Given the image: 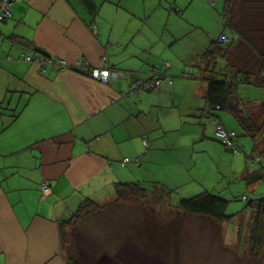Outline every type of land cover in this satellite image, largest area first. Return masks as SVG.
I'll list each match as a JSON object with an SVG mask.
<instances>
[{"label": "crops", "instance_id": "1", "mask_svg": "<svg viewBox=\"0 0 264 264\" xmlns=\"http://www.w3.org/2000/svg\"><path fill=\"white\" fill-rule=\"evenodd\" d=\"M193 5L211 11L204 0L12 4L9 19L0 22V264H68L62 224L84 201L108 204L116 183L145 184L155 178L152 168L170 165L168 145L158 141L164 134L158 102L129 86L146 79L150 67L164 71L165 63H172L164 71V79L173 76L162 82L161 97L183 95L174 92L175 85L183 86L189 93L187 113L205 107L203 54L217 39L194 42L192 32H179L177 19ZM212 5L216 12L224 8L223 0ZM34 48L91 68L105 56L122 75L104 84L55 64L42 72L20 59ZM250 56L256 70V57ZM194 68V78L181 76ZM258 90L247 108L264 104V90ZM218 122L236 132L227 116L219 113ZM124 158L129 162L121 166ZM43 182L49 184L44 199Z\"/></svg>", "mask_w": 264, "mask_h": 264}, {"label": "rangeland", "instance_id": "2", "mask_svg": "<svg viewBox=\"0 0 264 264\" xmlns=\"http://www.w3.org/2000/svg\"><path fill=\"white\" fill-rule=\"evenodd\" d=\"M240 2L237 0L234 9ZM253 2H256L253 6L257 9V1ZM208 6L211 11L196 5L188 8L181 19H177L181 24L179 32H192L189 39L194 42L218 39L221 31L228 35L222 8L216 12L214 5ZM160 18L161 15H157V20L161 21ZM168 26L171 27V24ZM172 65H164V71H170ZM164 71H161V84L173 76L169 74L164 79ZM183 71L195 75L196 69ZM162 86L148 95H151L153 103L158 102L159 111L156 114L162 121L159 125L164 128V134L158 141L168 145L165 154L169 157L170 165H162L160 170L152 168L155 177L152 181L162 183L174 189V192L160 203L158 211L149 206L145 213L130 200L109 206L86 222H80L74 232L67 233V246L75 251L76 258L82 264H264V257L254 260L248 254L252 210L246 207L248 201L264 197V128L254 141L243 135L231 115L219 112L232 120L233 129L239 136V146L243 147V151L241 154L234 153L221 145L215 135V126L209 119L199 120L193 112L184 110L183 105L189 99L188 88L175 85L174 92L183 95L164 98L161 97ZM258 91L241 85L235 93L249 101L254 95L257 97ZM136 104H140V99ZM259 109L260 106L250 107L248 113L257 115L258 123H262L264 114L258 116L261 112ZM257 155H260V162L253 166L251 158ZM245 172L258 174V180L252 182L250 177H243ZM204 191L227 201L225 215L230 219L218 223L209 218L183 216L172 208L181 199ZM147 228L149 231L145 234ZM156 232L160 237V243L156 245L162 252L148 244V236L152 240Z\"/></svg>", "mask_w": 264, "mask_h": 264}, {"label": "trees", "instance_id": "3", "mask_svg": "<svg viewBox=\"0 0 264 264\" xmlns=\"http://www.w3.org/2000/svg\"><path fill=\"white\" fill-rule=\"evenodd\" d=\"M204 1L210 5L213 4V0L210 2L207 0ZM253 1L255 0H241L236 9H234L237 0H223L224 8L222 10V18L229 34L224 35L222 33L217 40L211 42L209 48L203 54L206 67L201 79L206 83V90L203 97L205 107L195 111L194 116L199 120L211 119L216 128V125H221L218 122L219 112H226L232 116L241 128L243 135L249 136L252 140L256 141L262 133L264 122L258 123V120L255 118L257 115L251 116L248 113L246 104L250 101H243L239 93H235L236 89L241 85L264 90V12H262L264 11V0H256L257 9L253 6V3H256ZM221 38H228L229 40L224 43ZM34 51L47 56L38 48H34L32 52ZM250 54L256 57V63H258L256 70H252L253 64ZM219 60L221 64H219ZM108 67L122 72L111 66ZM154 74L162 81L163 75H161V71L154 67L146 74V79L138 80L146 82ZM181 76L183 78L195 77V75L187 72L181 74ZM152 90L154 89H149L144 92H151ZM260 110L261 112L258 116L264 114L262 111L264 110V104L260 105L258 111ZM235 133L238 142L239 136L237 132ZM221 145L224 146L222 142ZM144 146H148V141ZM237 146L239 148L237 154H241L243 148H240L239 142ZM257 157L259 158L258 161H255V158H251L253 166L260 162V155H257ZM124 159H127V161L122 164V160L121 166H125L129 162L128 158ZM242 176L246 178L250 177V181L252 182L257 181L259 178V175L256 173L247 174L245 172ZM147 184L146 186H142L138 182H118L115 184L116 194L112 202L100 205L91 200H86L78 207L76 212L62 224L64 247L68 257V264H82L76 258L75 251L72 249L73 252H70L72 250L69 249L66 243V234L74 232L80 222H86L88 218H93L95 214L103 212L111 205L123 204L128 200L140 206L145 213H147L149 206L158 211L160 203L166 197H171L170 193L174 192V189H169L159 182L150 181ZM244 200L248 201V198ZM165 203H168L167 200H165ZM226 204L227 201L225 199L211 192L204 191L188 199H181L172 208L183 216L209 218L219 223L230 219V216L225 215ZM246 207L252 210V220L247 243L248 254L252 259L258 260L261 256L264 257V197L256 201H248ZM148 231L149 229L147 228L145 234ZM154 234L155 237H151L153 241L148 236L149 243H147L162 252L159 246L156 245V243H160V237L157 235V232Z\"/></svg>", "mask_w": 264, "mask_h": 264}, {"label": "built area", "instance_id": "4", "mask_svg": "<svg viewBox=\"0 0 264 264\" xmlns=\"http://www.w3.org/2000/svg\"><path fill=\"white\" fill-rule=\"evenodd\" d=\"M21 0H0V22H6L10 15H11V6L15 2H19ZM211 1V0H207ZM96 27L92 26V30L96 32ZM222 42H228V38H221ZM20 59L24 62L34 63L38 65L40 70L43 72L47 66L50 65H57L61 71L65 70H73L78 72L82 75H85L95 81L107 84L111 80L121 78L122 72L115 71L108 67L107 59L105 56H102L100 59V64L98 67L91 68L84 62L80 61L75 63L74 65L67 64L65 61L60 59H52L51 57L42 55L36 51L30 54H22ZM8 60H12V57H8ZM169 63H165V67L168 66ZM153 74V73H152ZM151 76V75H150ZM161 85V79L156 75H152L150 79L146 82L141 80H136L132 82L129 86L130 92L134 94H139L141 92L147 91L149 89H156L159 88ZM215 135L221 140L226 148L233 151L234 153L239 152V148L237 146L238 142L236 140V133L234 131H227L222 125H216L215 128ZM143 144L146 145L147 141L143 139ZM255 161H258V157L255 158ZM127 161V159H123V163ZM49 184L47 182H43L41 184V192H42V199L47 196L49 190ZM245 199V197H243Z\"/></svg>", "mask_w": 264, "mask_h": 264}]
</instances>
